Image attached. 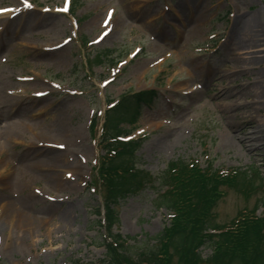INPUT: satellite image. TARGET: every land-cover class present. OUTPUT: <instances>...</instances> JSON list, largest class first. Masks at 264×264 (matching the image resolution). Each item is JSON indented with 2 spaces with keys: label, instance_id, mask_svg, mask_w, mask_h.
<instances>
[{
  "label": "rangeland",
  "instance_id": "1",
  "mask_svg": "<svg viewBox=\"0 0 264 264\" xmlns=\"http://www.w3.org/2000/svg\"><path fill=\"white\" fill-rule=\"evenodd\" d=\"M26 3L0 0V264H91L103 257L93 245L100 235L94 210L102 204L103 152L91 121L104 115L108 101L139 93L157 97L136 120L131 106L123 126L132 133L127 139L143 141L135 153L139 169L159 177L169 163L194 161L226 175L237 171L235 185L219 184L212 203L220 226L264 202V138L244 122L228 124L219 95L228 84L236 17L257 16L264 40V2ZM200 16L195 24L192 17ZM247 73L231 83L242 101L249 98L245 85L255 81ZM16 122L13 135L3 134ZM55 139L63 146L49 153L45 144ZM54 153L58 167L38 161ZM156 193L150 188L121 202L115 231L145 243L167 229L171 213L156 208ZM201 252L203 258L212 253Z\"/></svg>",
  "mask_w": 264,
  "mask_h": 264
},
{
  "label": "trees",
  "instance_id": "2",
  "mask_svg": "<svg viewBox=\"0 0 264 264\" xmlns=\"http://www.w3.org/2000/svg\"><path fill=\"white\" fill-rule=\"evenodd\" d=\"M147 95L135 97L134 112L139 113ZM130 109L131 102L125 99L107 111L99 141L105 152L99 176L104 190L106 235L98 243L105 248V254L97 264H173L175 258L178 264H264V212L257 215L264 202L252 211L243 210L231 224L217 225L212 203L218 195V185L234 186L235 179L180 161L170 163L160 177L138 169L135 153L140 141L119 140L127 133L122 125ZM150 188L157 189L156 208L173 213L170 226L145 243H139L137 237L123 238L114 233L121 202ZM95 212L100 215L99 209ZM203 247L212 251L207 258L202 256Z\"/></svg>",
  "mask_w": 264,
  "mask_h": 264
},
{
  "label": "bare ground",
  "instance_id": "3",
  "mask_svg": "<svg viewBox=\"0 0 264 264\" xmlns=\"http://www.w3.org/2000/svg\"><path fill=\"white\" fill-rule=\"evenodd\" d=\"M256 17L257 16L236 17L237 20L235 21L232 32L228 38L229 49L233 51L231 53L232 60L228 62L225 67V75L229 77L228 84L222 87L219 95L221 96V102L224 105V119L230 122L228 124L244 122L246 127L254 128L255 133L260 135L261 138H264V121L260 119L259 113V111H261L260 109L264 108V68H262V65L264 64V55L260 54L264 53V40L261 37ZM192 19L195 24L199 22L202 23L201 16L198 18L192 17ZM12 20L13 16L9 18V24ZM26 25L27 23L25 26ZM22 26L23 27L21 28H24V24H22ZM27 26H29V24ZM241 50H244L245 52L247 51L250 57L246 58L242 56L243 52ZM239 51L241 52L237 53ZM247 71L255 76V81L254 83L249 84V87L248 85H245L246 90L243 93H245L244 95L247 94L249 98L242 101V97L239 94L241 91L239 88L232 89L231 83L235 81L234 79H236L237 76L242 77L247 75ZM234 96L236 97V100H232L231 102L226 101ZM10 97L11 99L15 98H13L12 94ZM4 99L5 97L0 94V102H4ZM238 99L241 101L238 102ZM0 114L5 115L2 110H0ZM11 125L19 127L20 123L16 122L9 124L4 128L3 134L7 133L8 135H13L15 133L14 127L12 128ZM38 138L40 137H37V139ZM50 142L45 144L48 152L55 147L62 148L63 145L61 144H63L64 141L55 139ZM259 148L261 147L259 146ZM54 154L55 155L53 156H45L38 161L45 163L48 168L52 166L58 167L60 164V156H57L59 155L57 153ZM15 206H17V204ZM22 211L24 212L23 206ZM18 213L21 214V210H18Z\"/></svg>",
  "mask_w": 264,
  "mask_h": 264
},
{
  "label": "snow or ice",
  "instance_id": "4",
  "mask_svg": "<svg viewBox=\"0 0 264 264\" xmlns=\"http://www.w3.org/2000/svg\"><path fill=\"white\" fill-rule=\"evenodd\" d=\"M66 2H67V0H66ZM25 3H26V0H25ZM26 6H27V7H32L31 4H27V3H26Z\"/></svg>",
  "mask_w": 264,
  "mask_h": 264
}]
</instances>
